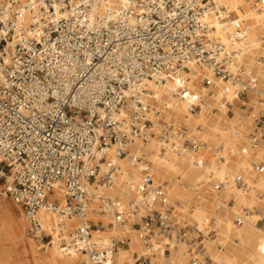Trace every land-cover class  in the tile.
Returning a JSON list of instances; mask_svg holds the SVG:
<instances>
[{
	"label": "built area",
	"instance_id": "2783aa9c",
	"mask_svg": "<svg viewBox=\"0 0 264 264\" xmlns=\"http://www.w3.org/2000/svg\"><path fill=\"white\" fill-rule=\"evenodd\" d=\"M98 3L0 0L1 195L20 206L27 237L49 244L55 235L63 252L84 254L91 264H112L114 251L128 247L130 238L93 239L92 232L101 226L86 217L84 183L110 186L117 158L127 157L140 179L125 204L117 199L114 220L130 223L142 243L134 263L160 264V255L181 250L185 264H225L213 256L225 248L216 218L194 221V203L173 202L163 183L154 180L145 154L131 153L128 145L157 137L162 150L177 154L206 145L200 126L155 120L168 108L157 101L150 83L174 81L176 95L191 113L200 111L206 97L212 112L232 114L234 102L240 107L248 102L242 99L248 91L260 96L264 110L259 78L246 71L237 55L247 19L214 0H125L118 11L102 15L93 9ZM251 6L264 14V0H251ZM192 72L198 73L197 83ZM252 124L248 139L255 148L264 139V115ZM112 145L114 158L105 153ZM231 184L247 188L241 175L212 183L219 193ZM57 191L65 196L62 205L48 202ZM41 209L59 217L51 232L42 225ZM230 212L239 226L249 209ZM71 218L78 224L64 233L63 219ZM258 222L264 224V217Z\"/></svg>",
	"mask_w": 264,
	"mask_h": 264
},
{
	"label": "bare ground",
	"instance_id": "6f19581e",
	"mask_svg": "<svg viewBox=\"0 0 264 264\" xmlns=\"http://www.w3.org/2000/svg\"><path fill=\"white\" fill-rule=\"evenodd\" d=\"M232 11L238 18L247 19L246 34L238 45V57L245 66L246 71L259 78L264 88V14L256 11L251 6V0H214ZM125 0H99L94 6V12L102 15L107 12L118 11L124 6ZM217 33H220L219 25H216ZM211 75V72H208ZM197 72L191 73V79L197 83ZM194 85V84H193ZM227 90H231V84L223 83ZM157 101L168 109H161L155 120L162 118L182 122L189 128L200 126V135L205 146L195 152L183 154L174 153L169 148L161 149V143L157 137H150L147 143L135 140L128 145L131 153H142L151 162L154 171V180L163 183L171 200L180 203H194L190 217L198 224L203 223L207 217H215L219 223V235L225 243L223 251L214 252L213 256L225 264H264V228L257 225L258 220L264 217V139L254 148L248 139V130L251 121L248 115H244L242 108L233 103V115L229 116L225 111L212 112L213 106L209 98L204 99L200 111L191 113L187 110V104L175 93L174 81L166 80L160 85L150 83ZM221 89V86H219ZM195 89L199 87L194 85ZM233 88H236L234 86ZM248 104L251 107L261 108V104L254 95H249ZM157 121V120H156ZM241 144V145H239ZM114 146L105 149L107 157L114 158ZM220 156L223 160H220ZM263 161L261 169L256 165ZM118 171L110 186H101L98 183L85 182L84 188L88 197L87 219L99 227L92 232L94 240L100 239L106 243L110 236L130 238L128 247H118L113 254L112 264H134L135 257L143 251L142 243L137 239L134 228L130 223H117L114 220V209L119 199L123 204L133 196L134 184L140 179L135 165L127 157L117 158ZM241 175L247 188L241 189L231 184L228 190L220 194L212 183L224 179L227 176L233 179ZM2 188V185L0 184ZM232 198L233 212L241 208L249 209L244 214V221L239 226H234L232 220L225 213L218 210L223 199ZM48 202L65 203V196L61 191L49 196ZM100 206L104 209L100 213ZM39 218L44 229L51 232L57 228L59 217L56 213L41 209ZM78 224L77 219H63L64 233L71 232ZM111 224V225H110ZM26 221H15L0 217V264L8 262L9 251L13 247L23 244L24 252L30 253L35 264H91L84 254L63 252L54 235L49 244L39 245L36 240L26 236ZM264 227V226H263ZM26 239H29L28 241ZM44 247V252L38 253ZM160 264L183 263L187 261L181 250L171 251L169 257L160 255Z\"/></svg>",
	"mask_w": 264,
	"mask_h": 264
},
{
	"label": "rangeland",
	"instance_id": "374dc122",
	"mask_svg": "<svg viewBox=\"0 0 264 264\" xmlns=\"http://www.w3.org/2000/svg\"><path fill=\"white\" fill-rule=\"evenodd\" d=\"M259 87L260 89L264 90V88L262 87V84L260 83L259 81ZM249 95H252L251 92H247V94L245 96L242 97V99L244 98V100L247 101V99H249ZM256 96V95H254ZM247 97V98H245ZM256 98L258 99V102L260 103L261 99H260V96H256ZM239 103V101H237ZM236 103V102H235ZM238 105V104H237ZM239 106V105H238ZM240 107V106H239ZM262 107V106H261ZM243 111H241L245 116L248 115L250 116L249 117V120L251 121V127H249V130L247 131L248 134L253 132V124H252V121L254 119V117L258 116V115H264V110L263 108H261L262 110H260V108H254V107H251L250 104L246 103L243 107H241ZM233 109V106H231V110ZM229 116H232L233 115V110H232V114L229 113L228 114ZM249 137V136H248ZM250 141V140H249ZM241 145V144H239ZM263 161L259 160L258 162L256 163H260ZM0 184L2 185V181H0ZM1 190L2 188L0 187V217L2 218H6V219H12V220H15V221H18L20 219L23 218V214H22V210L20 208L19 205H17L11 197L9 196H5V195H1ZM261 193V195L263 196L264 195V190H260L258 193H257V196H259ZM220 194H223L222 192ZM228 199L230 198H227V199H223V201H228ZM173 201V200H172ZM233 205V201H230L228 203V205L225 206V208H218V210L220 212H223L225 213L227 216L230 217V219L232 220V213L230 211H232V209L230 208L231 206ZM230 206V207H229ZM93 222V221H92ZM98 224V223H97ZM99 226H101V228H103L102 224L99 223L98 224ZM111 225V224H110ZM257 225L261 228H264V224L258 222ZM219 227V225H218ZM94 227H92L93 229ZM135 232V231H134ZM136 235V234H135ZM93 236V235H92ZM110 237H114V236H110ZM109 237V239H110ZM126 238L125 236H122L120 238ZM117 238V237H115ZM27 241L29 239H26ZM37 241V240H36ZM37 243L39 245H43V244H46L44 243L43 241H37ZM213 245V244H211ZM122 247H127V246H122ZM23 244H20V245H17L15 247H13V249H11L8 253H9V257H8V262H10V264H35V261L32 257V255L30 253H27V252H24L23 250ZM44 247L40 248L38 253H43L44 252ZM214 253V252H213ZM134 263V262H133ZM135 264V263H134Z\"/></svg>",
	"mask_w": 264,
	"mask_h": 264
}]
</instances>
